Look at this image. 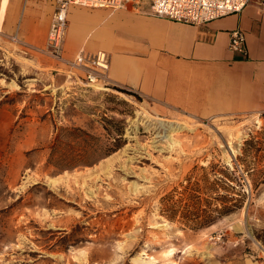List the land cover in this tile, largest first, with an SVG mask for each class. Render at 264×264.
<instances>
[{
  "label": "rangeland",
  "instance_id": "obj_1",
  "mask_svg": "<svg viewBox=\"0 0 264 264\" xmlns=\"http://www.w3.org/2000/svg\"><path fill=\"white\" fill-rule=\"evenodd\" d=\"M58 1L37 50L0 36V264H264V115L83 85L75 54L99 48L69 43V16L63 59L46 52Z\"/></svg>",
  "mask_w": 264,
  "mask_h": 264
},
{
  "label": "crops",
  "instance_id": "obj_2",
  "mask_svg": "<svg viewBox=\"0 0 264 264\" xmlns=\"http://www.w3.org/2000/svg\"><path fill=\"white\" fill-rule=\"evenodd\" d=\"M53 3L0 0V36L22 37L27 50H37L40 26ZM68 16L69 43L106 50L108 81L135 90L158 109L210 117L264 115V8L256 0L201 24L126 6L91 10L74 5ZM236 29L245 33L246 54L230 48Z\"/></svg>",
  "mask_w": 264,
  "mask_h": 264
},
{
  "label": "built area",
  "instance_id": "obj_3",
  "mask_svg": "<svg viewBox=\"0 0 264 264\" xmlns=\"http://www.w3.org/2000/svg\"><path fill=\"white\" fill-rule=\"evenodd\" d=\"M252 0H59L49 23L46 38V52L63 59L64 39L67 29V12L70 6L118 9L124 6H141L149 2L151 13L171 20L201 24L215 18L241 11ZM264 8V0H257ZM246 36L236 29L231 34L230 48L246 54ZM111 56L104 49L89 51L80 49L72 61V67L80 75L70 71V77L78 78L83 85L100 89L108 81Z\"/></svg>",
  "mask_w": 264,
  "mask_h": 264
},
{
  "label": "trees",
  "instance_id": "obj_4",
  "mask_svg": "<svg viewBox=\"0 0 264 264\" xmlns=\"http://www.w3.org/2000/svg\"><path fill=\"white\" fill-rule=\"evenodd\" d=\"M105 90H107V89H105ZM124 92H127V93H130V94H133L132 92H130V91H126V90H123ZM136 97H138L139 98V96L138 95H136V94H134ZM119 147H121V145L120 144H115V147L114 148H110L109 150H111V151H114V150H116L117 148H119ZM169 197V196H168ZM168 197H166V198H168ZM165 200V199H164ZM184 208H186V207H184ZM184 208H182V210H181V213H182V216L183 217H187L188 216V214H189V211H187L186 209H184ZM196 210H199V208H196ZM166 211H168V213H170V216H172V215H174V214H176L177 212H178V208H175V204H171V206H170V208H166ZM215 211H217V212H220V213H224V212H228V211H230V207H228V206H223L222 208H216L215 209ZM200 212L199 211H197V215H195L196 217L195 218H193L192 219V221L195 223V225H197V226H202V225H204V224H207V223H210V222H212L213 220H214V218H212V216H206L205 218H200V214H199ZM193 215H194V213H193ZM173 217V216H172Z\"/></svg>",
  "mask_w": 264,
  "mask_h": 264
},
{
  "label": "bare ground",
  "instance_id": "obj_5",
  "mask_svg": "<svg viewBox=\"0 0 264 264\" xmlns=\"http://www.w3.org/2000/svg\"><path fill=\"white\" fill-rule=\"evenodd\" d=\"M67 17H68V12H67ZM51 18H52V17H51ZM68 27H69V26H68ZM81 49H82V48H81ZM79 50H80V49H79ZM79 50H78V51H79ZM78 51H77V52H78ZM75 55H76V54H75ZM104 87H106V86H104ZM99 88L101 89V88H103V87H99ZM105 89H106V88H105ZM153 117L155 118V117H157V116L152 114V118H153ZM157 119H158V117H157ZM160 120L162 121V119H160ZM165 122H166V121H165ZM171 129H172V130H176V128L174 129L173 127H172ZM163 136L167 137V139H169V140H172V135L169 134V133H168V134H165V135H163Z\"/></svg>",
  "mask_w": 264,
  "mask_h": 264
}]
</instances>
